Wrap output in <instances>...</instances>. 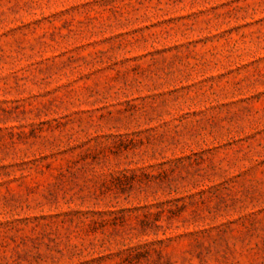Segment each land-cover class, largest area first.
<instances>
[{
	"label": "rangeland",
	"instance_id": "374dc122",
	"mask_svg": "<svg viewBox=\"0 0 264 264\" xmlns=\"http://www.w3.org/2000/svg\"><path fill=\"white\" fill-rule=\"evenodd\" d=\"M0 264H264V0H0Z\"/></svg>",
	"mask_w": 264,
	"mask_h": 264
}]
</instances>
